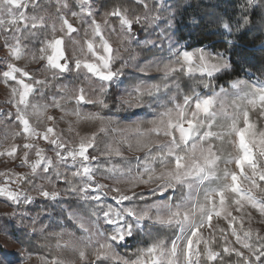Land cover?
I'll return each mask as SVG.
<instances>
[{"label":"snow or ice","instance_id":"1","mask_svg":"<svg viewBox=\"0 0 264 264\" xmlns=\"http://www.w3.org/2000/svg\"><path fill=\"white\" fill-rule=\"evenodd\" d=\"M230 6L214 21L224 50L209 51L172 39L178 4L169 0H0L10 106L0 125L12 139L0 157L27 169L0 171V198L14 206L0 232L21 245L0 244V264H27L25 239L40 237L54 243L39 264H264V230L253 226V213L264 225V71L256 76L231 38L257 14L264 20V0ZM138 29H159L158 38L140 40ZM165 39L167 57L132 65L141 75L126 87L121 50L135 42L163 52ZM81 125L94 129L82 135ZM137 240L131 256L117 251Z\"/></svg>","mask_w":264,"mask_h":264},{"label":"trees","instance_id":"2","mask_svg":"<svg viewBox=\"0 0 264 264\" xmlns=\"http://www.w3.org/2000/svg\"><path fill=\"white\" fill-rule=\"evenodd\" d=\"M169 3L178 4L177 14L174 21L176 27L172 29V39L178 40L181 45L192 50L195 48L206 47L209 51H223L224 46L221 44L220 37L216 34L217 29L214 21L226 12H232L231 3L232 0H169ZM109 6L110 3H109ZM254 24L241 29L239 33L231 38L236 40V49L240 56H247L250 61L251 71L259 76L264 71V20L261 15L257 14L254 18ZM143 37V36H142ZM148 57L153 55L163 56L161 52L152 51L147 52ZM232 59L235 61L238 59L237 55H233ZM237 75H242L237 69L227 76H223L219 79V84H224L227 87V81L237 78ZM137 76L133 77L136 80ZM158 80L159 75L153 76ZM202 91H205L201 89ZM111 104V101H109ZM86 111H95L97 109L93 107L85 108ZM115 114V110L112 113ZM127 113H119V117H125ZM141 115H144L141 113ZM33 207V206H32ZM15 235L20 236L21 239H25L23 230L17 229ZM162 238L168 237L167 230H163L159 233ZM51 240L40 237L38 239L28 241L25 239L23 247L29 248L33 251V255H46L48 245ZM21 246V245H20ZM143 244L137 241H129L128 245L124 248H118L120 254L123 256H131L137 249Z\"/></svg>","mask_w":264,"mask_h":264},{"label":"rangeland","instance_id":"3","mask_svg":"<svg viewBox=\"0 0 264 264\" xmlns=\"http://www.w3.org/2000/svg\"><path fill=\"white\" fill-rule=\"evenodd\" d=\"M49 11H52V9H49ZM158 32H159V29H157L156 32H152L151 29H149L148 32H145V31L138 29L137 30V36L140 40H143L146 38L157 39L158 37H157L156 33H158ZM150 33H151V35H150ZM112 40H113L114 46H119L118 39L115 35H113ZM168 43L169 42L166 39L163 42L164 51L161 52V54H163L164 57H167V55H168V53H167ZM73 48H74V46L70 45L69 51L71 52L73 50ZM154 51H157V50L154 49ZM157 52H160V51H157ZM76 54L79 55V52L77 51ZM5 55H6V50L0 49V58H3ZM121 56L123 57L124 60H127L128 64H129V66L124 69V72L126 74L125 79L127 81L125 86L128 88H131L132 85L134 83H136L135 80H133V77L141 75L137 72L136 68L133 67L132 65L143 63L145 59H149V58H147L148 57L147 51L145 49H142L141 47H138L137 44L135 42H133L131 44V46L128 47L127 51H125L123 49L121 50ZM21 63L27 64L29 70L36 67L35 65L29 63L27 60L22 61ZM120 63L121 62L118 61L116 66L119 67ZM156 75H160V74L155 73V72L150 73V76H156ZM70 80H71V77L69 79L63 80L61 82L69 83ZM93 87H95V85H93ZM8 97H9V89L3 83H0V112L7 111L9 109L10 106L6 103V101L8 100ZM87 107H92V106H87ZM84 111H86V110L84 109ZM150 118H151L150 116H145V119H150ZM68 119H74V118L69 117ZM128 123H130L129 120L124 119L123 117H120V125H119L120 127H123ZM66 128H67V124L64 122H61L60 129L66 130ZM80 129H81V134L83 135L87 131L93 130L94 126L81 125ZM5 134H6V132H5L3 125H0V150H2L3 148H6L9 144L12 143L11 131L8 130V132H7L8 138L7 139H5ZM65 135H68L66 131H65ZM118 135H119L118 133H111L110 136L108 137V139H111L112 136H116L118 138ZM17 142H19V141H17ZM42 146H43V142H42ZM100 147H101V149L103 148V142H101ZM126 155H129V157L131 158V157H134V155H136V154L126 152ZM139 155H142V153H140ZM115 159H116V162H119V158H115ZM133 162H134V160H133ZM18 164H19V160H16L15 162H13V161L8 160L7 157H0V171H5L7 169H12L16 172L27 171L26 168L17 167ZM36 182L39 183L40 181H36ZM60 186H63V184L61 183ZM22 187H24L26 190L30 191V186L23 185ZM108 202L114 203L113 201H111L110 198L108 199ZM40 203H42V202L39 201V198H38L37 204L32 205L33 207L30 206L32 208V213H31L32 215H35V213L40 210L38 207V205ZM13 208H14V206H11V207L8 206L7 204H5L3 202V198H0V226H3L6 222V218L3 216V214L12 212ZM24 210L25 209H17V211H24ZM48 211L52 212L53 217L57 221L60 220V217L57 216L58 209H48ZM253 216L255 217V219L253 220V226L261 228L262 230H264V225H261L258 222L259 217L256 215V213H253ZM42 219H44L45 223H48L47 219H45L43 217H42ZM213 222L215 223V221H213ZM223 224H224V222L221 221L222 226H223ZM64 227H66L68 231H76L77 235L80 234L78 230L74 229V226L71 224V222H65ZM19 230L22 231V229H19ZM55 230L59 231V228H56ZM167 232H168V236H170L171 232H169V231H167ZM53 243H54V240H51L49 242V244H53ZM0 244L7 247L10 251H17L21 247L19 244H16L15 242L9 240L2 232H0ZM121 248H124V247H121ZM117 251L120 254L119 249H117ZM37 257H38V255H33L32 259L30 261H28L27 264H39ZM63 257L67 261H72L75 259V256L70 251H65L63 253Z\"/></svg>","mask_w":264,"mask_h":264}]
</instances>
